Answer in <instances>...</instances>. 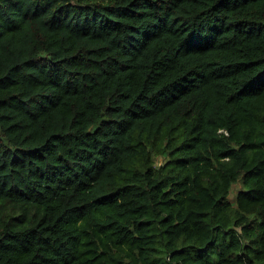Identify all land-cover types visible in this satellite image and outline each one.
I'll use <instances>...</instances> for the list:
<instances>
[{
	"label": "trees",
	"instance_id": "1",
	"mask_svg": "<svg viewBox=\"0 0 264 264\" xmlns=\"http://www.w3.org/2000/svg\"><path fill=\"white\" fill-rule=\"evenodd\" d=\"M0 264H264V0H0Z\"/></svg>",
	"mask_w": 264,
	"mask_h": 264
},
{
	"label": "rangeland",
	"instance_id": "2",
	"mask_svg": "<svg viewBox=\"0 0 264 264\" xmlns=\"http://www.w3.org/2000/svg\"><path fill=\"white\" fill-rule=\"evenodd\" d=\"M240 188H241V184L239 182L233 187V191L231 193V199H233V200L235 199V197H236L238 191L240 190Z\"/></svg>",
	"mask_w": 264,
	"mask_h": 264
}]
</instances>
